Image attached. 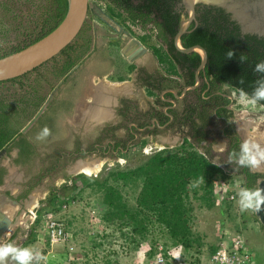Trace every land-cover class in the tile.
<instances>
[{
    "label": "trees",
    "instance_id": "obj_1",
    "mask_svg": "<svg viewBox=\"0 0 264 264\" xmlns=\"http://www.w3.org/2000/svg\"><path fill=\"white\" fill-rule=\"evenodd\" d=\"M12 1L11 4L8 2L3 5L14 14L12 20L17 18L14 8L19 9L27 5L36 6L38 15L29 19L24 26H20L23 31L17 33L10 48L1 50L0 58L20 51L46 36L61 22L67 10V0ZM104 2L107 3L106 12L110 18L121 19L123 25L127 23V26H138L146 30L147 34L141 37L142 41L152 38L156 41L159 47L152 45V53L160 64L167 66V72L177 76L180 70L185 84H193L194 71L200 57L197 53H179L173 46V36L182 18L175 9L176 0ZM197 13L199 14L198 11ZM196 20L197 26L191 23L189 32L180 37V44L184 48L199 45L205 49L207 61L204 78L211 88L227 86L238 94L241 89L250 94L255 87V81L261 76L253 71V67L257 62L264 60V40L251 35L241 36L238 27L228 21V16L220 9L206 7ZM147 25L150 26L149 29L145 28ZM1 27L3 37L6 38L9 28ZM85 30L82 28L70 45L46 63L21 77L0 82V89L9 90V87H15L13 92H0V151L5 149L7 153L11 147H18L20 155L26 151V143L20 129L47 97V94H41L44 87L38 78L50 92L55 84L72 70L89 50L90 38L85 36ZM230 49L234 50L235 55L229 59L226 53ZM241 54L247 57L244 63L239 60ZM48 64L50 66L47 68ZM31 74H34L36 79L29 82L28 77ZM202 75L201 72L199 76ZM257 104L264 107V101ZM202 140L203 138L196 142ZM145 144L143 140L138 147L143 148ZM3 174L4 169H0V182ZM229 177L220 167L211 163L207 156L198 152L193 143L183 140L174 148L151 152L141 164L132 169H112L101 179L86 178L80 174L72 176L69 178L70 185L66 182L59 188L51 189L46 200L50 204L59 197H71L72 193L79 190V181L83 186L95 187L102 191L101 204L104 209L100 220L106 226H116L120 234L132 245V249H137L140 242L148 240L152 227H158L165 231L172 245H179L184 251H188L201 246L200 236L196 235L191 227V200H199L203 207L212 209L217 202L213 183L217 180L225 181ZM244 177L242 187L255 188V180L261 175L249 173L246 168ZM197 181L201 182L193 187ZM125 187L135 190L134 205L125 201L120 191ZM218 205H226L229 209L226 200H221ZM262 229L264 230V227ZM214 250L215 247L211 246L209 255ZM152 253L153 251L149 252L148 256Z\"/></svg>",
    "mask_w": 264,
    "mask_h": 264
},
{
    "label": "flooded vegetation",
    "instance_id": "obj_2",
    "mask_svg": "<svg viewBox=\"0 0 264 264\" xmlns=\"http://www.w3.org/2000/svg\"><path fill=\"white\" fill-rule=\"evenodd\" d=\"M206 7L201 5L196 7L199 12L198 14L195 10L196 23V17ZM175 9L180 13L181 20L183 17L186 18L180 0H176ZM95 13L101 16L103 20L108 21L109 14L106 10L104 11L106 16L100 14L97 10ZM211 13L213 14V11ZM87 19L83 28L92 26V23L103 24L90 13ZM145 28H150V26L147 25ZM178 71L181 77L180 81L177 83L175 81L173 84L170 82L171 87H174L170 90H174L177 96H181L185 88L195 85V80L193 84H185L181 71ZM199 78L200 82L194 89L187 90L181 98H174L170 94L167 96V101L163 102L159 109L153 110L141 121H138L137 116H134L131 101L123 99L119 103V122L116 121L105 127L104 125L95 127L86 133L83 132L82 127L69 126L61 120L62 113L67 112V108L71 106V102L62 100L66 95L61 87L65 86L73 88V90L76 87L73 86V80L66 78L62 82L59 81L52 89V91L55 89L53 99L36 123L28 129V131L37 129V126L41 124V129L38 127L40 132L47 127L50 130V135L41 140L24 133L26 151L20 155L18 147H11L7 153L5 152L2 155L5 158L11 157L5 165L1 162L2 156L0 157V169H4V174L1 175L0 187L7 184L10 167L22 172L20 182L14 187L17 191L16 194H12L9 190L0 192L23 205L29 204V198H31L29 193L36 188L35 186L37 183L39 184L40 179L55 175L57 178H61V182H59V186L46 184V199H48L51 189L59 188L66 182L69 185L71 184L69 178L76 176L69 174L72 166L80 165L81 167L82 164L92 165L96 163L91 161L92 156L100 159L111 156L116 158L118 155L127 153L133 146H138L141 141L145 140V137L153 139L161 130L172 135L176 134L180 143L183 140L193 143L198 152L207 156L211 163L220 167L226 175L240 176L242 184H244L246 167H240L229 159L232 150L239 151V147L244 141V136L241 134V129L232 111L233 98L227 92V89L229 91L232 89L227 86L211 88L204 78V74ZM232 91L236 92L235 90ZM59 94H64V96L57 99ZM159 127H164V129ZM201 138H203L202 141L196 142ZM40 145L43 146L42 151L38 149ZM218 146H222L221 150H215ZM247 171L261 175L260 178L255 180L254 187H257L259 181L264 180V169L251 171L247 168ZM248 212L255 218L254 220L259 228L262 229L263 226L258 222L255 212Z\"/></svg>",
    "mask_w": 264,
    "mask_h": 264
},
{
    "label": "rangeland",
    "instance_id": "obj_3",
    "mask_svg": "<svg viewBox=\"0 0 264 264\" xmlns=\"http://www.w3.org/2000/svg\"><path fill=\"white\" fill-rule=\"evenodd\" d=\"M11 1L12 0H0V20L2 19V25L0 24V52L4 48L11 47L12 42H14V39L17 37V33L23 31L20 26H24V23L27 24L29 19L38 15V12L35 9L36 6L27 5L19 7V9L14 8V10L16 9L17 18L15 21L12 20L14 14H11V12L3 6L8 2L11 4ZM90 1H99L103 6L107 7V3L104 2V0ZM17 2L21 1L18 0ZM17 2L15 4L18 6ZM10 9L13 10L12 5H10ZM1 26H3L4 29L9 28L6 38L3 37L4 34L1 32ZM133 28L136 32L138 31L139 33L143 32L144 34H147L146 30H142L138 26H133ZM152 42L157 44L154 39ZM49 66L50 64L47 65V68ZM34 79H36L34 74H31L28 77L29 82H32ZM38 81L44 87L41 94L44 96L47 94L48 96L52 90L49 92L48 87L39 80V78ZM57 84L58 82L55 85ZM227 90L229 95L233 98L232 111L235 120L241 129V134L244 136V140L249 138V133L264 137V107L258 104H246L240 94L232 90L229 91V89ZM13 91H15V87H9V90L0 89V92H3L4 94ZM75 92L76 91L73 90V93ZM57 96L58 99L64 96V94H59ZM75 96L76 95H74V98ZM38 127L41 129V124L37 126V129ZM37 129L30 130L31 132L27 131L26 133H28L29 136L32 135L37 137L40 133V130L38 129L37 131ZM173 135L177 136L176 134ZM145 140L144 141L147 144L146 147L143 146V148H139L138 146H133L127 151V153L118 155L116 158L111 156L100 159L99 157L92 156L91 161L99 163L100 168L90 176H83L86 178L97 177L101 179L112 169H132L141 164L143 159L150 154L149 152H143L145 148L163 149L162 147L150 144L148 139ZM178 142L179 143L172 148L178 146L180 140ZM221 147L222 146H218L215 150H221ZM42 148L43 146H38V149L41 151L43 150ZM10 159V156L7 158L2 156L1 162L7 164ZM16 172L18 173V177H20L22 172L18 169ZM229 176L230 177L225 180L227 183L229 181L228 184H230L229 193L226 195L228 198L226 201L229 204V209H227L226 205H215L212 209H206L201 205L199 200H191L193 207L191 227L192 231L200 236L201 246L200 248L195 247L194 249L185 251L183 258L187 264H204L207 262L209 248L215 246L219 235L224 231L241 235L249 245L254 247L255 250L257 249L259 251L262 246L264 235L263 230L259 228V225L254 220L255 218H253L248 211L242 213L239 209L238 193L241 190L243 183L241 177L232 174ZM60 179L61 178H57L55 175L46 176L45 178L43 177L40 179L39 184L37 183L35 186L36 188L34 187L35 189L29 193L32 202L29 203L28 207H24L19 214L24 215L25 219L28 220L26 224L27 228L25 230L26 233L31 232L30 234H32V237L29 238L28 246L40 251L46 257V260L40 261L39 264H107L108 262L109 264H146L148 253L151 251L154 252L158 244H161L162 246H174L170 243L168 235L163 229L152 227L150 229L148 240L140 242L137 249H132V245L120 234L116 226H106L100 220L104 209V206L101 204L103 196L102 191L95 187L83 186L79 181H77L79 190L72 193L71 197H68L69 199L73 198L74 203L70 204L65 212L60 213L59 215L66 226L67 238L63 243L51 246L47 240L42 222L37 219L34 222L32 220L30 223L29 220H31L32 213L35 212L37 208L45 204L47 205L46 184L59 186V182H61ZM19 182L20 178L16 179L14 177V179H9L6 182L7 184L3 187L9 188V191L12 194H16L17 191L14 187ZM120 191L125 198V201L130 205H134V198L136 195L135 190L130 187H125L120 189ZM230 195L234 197L233 200L229 199ZM41 201L42 203H40ZM7 264H15V262L9 259ZM33 264H36V262L34 261Z\"/></svg>",
    "mask_w": 264,
    "mask_h": 264
},
{
    "label": "crops",
    "instance_id": "obj_4",
    "mask_svg": "<svg viewBox=\"0 0 264 264\" xmlns=\"http://www.w3.org/2000/svg\"><path fill=\"white\" fill-rule=\"evenodd\" d=\"M93 2L105 11L106 7L99 1ZM113 20L142 43L148 51L139 52L138 47L128 43L126 38L120 41L118 34L105 24L97 22L85 28V36L90 38L89 50L72 70L60 79V82L66 78L73 80V86L76 87L75 93L73 88L61 87L63 92H66V97L62 100L71 102L68 111L62 113L61 120L69 126L82 127L84 133L95 127L103 125L105 127L116 121L119 122V103L123 99L131 101L134 116L141 121L167 101V96L171 94L170 89L174 88L170 84L175 81L177 83L181 78L179 71L177 76L167 72V66L160 64L153 55L151 50L155 43L152 42L153 38L142 41L141 37L145 35L143 32H136L133 26H127V23L123 25L121 20ZM110 25L114 27L113 24ZM130 58L132 59L129 60ZM145 139H148L150 144L162 148H172L179 143L177 136L164 130L159 131L153 139L149 137ZM16 170L14 167L9 168L7 181L14 177L21 179L22 174L18 177ZM4 190L10 189L0 187V191ZM15 219L3 242L29 247L28 242L32 234L25 231L28 220L24 215H18ZM30 219L31 223L32 218ZM249 246L255 253L256 263L262 264L264 235L259 251Z\"/></svg>",
    "mask_w": 264,
    "mask_h": 264
},
{
    "label": "water",
    "instance_id": "obj_5",
    "mask_svg": "<svg viewBox=\"0 0 264 264\" xmlns=\"http://www.w3.org/2000/svg\"><path fill=\"white\" fill-rule=\"evenodd\" d=\"M186 18L180 22V25L173 36V46L175 50L182 54L197 53L200 57L198 66L194 71L195 85L187 87L183 90L181 96H177L174 90H170L174 98H181L189 89H194L200 82L199 74H204V68L207 61V53L204 48L199 45L184 48L180 44V37L188 33V28L192 22H195V10L197 6H207L220 9L228 16L230 22L234 23L241 35H251L264 40V0H180ZM97 10L100 14L104 11L94 2L90 0H67L66 14L61 22L46 36L38 41L28 45L20 51L13 52L7 56L0 58V82L8 81L21 77L35 68L46 63L53 57L57 56L64 48L70 45L80 33L88 18V14H92L100 22L113 29L119 36V40L128 39V43L138 47L139 52H147V48L137 39L132 37L128 32L108 17V21L103 20L101 16L95 13ZM105 15V14H104ZM106 16V15H105ZM111 24L116 27H112ZM130 58L129 60H131ZM55 91V89L53 90ZM53 91L47 96L43 104L36 113L27 121L20 129V134H24L28 129L36 123L39 117L53 99ZM174 105V102L172 101ZM164 129V127H159ZM5 153V149L0 151V157ZM80 165H74L69 171L70 175L79 174ZM264 188V180L258 182V185ZM32 202V199L29 198ZM29 204H22L0 192V241H4V237L8 230L14 224L15 218L20 214L24 207ZM264 209V206H262ZM258 222L264 227V210L255 213Z\"/></svg>",
    "mask_w": 264,
    "mask_h": 264
},
{
    "label": "built area",
    "instance_id": "obj_6",
    "mask_svg": "<svg viewBox=\"0 0 264 264\" xmlns=\"http://www.w3.org/2000/svg\"><path fill=\"white\" fill-rule=\"evenodd\" d=\"M153 45L158 47V44L154 43ZM157 150L160 149L145 148L143 152L151 153ZM213 188L217 196L216 205L221 200H228L226 195L229 193L230 184L224 180H217L213 183ZM229 199L233 200L234 197L230 195ZM73 200V198L59 197L50 204L40 206L32 213L33 222L37 219L42 222L51 246L61 244L67 238L66 226L59 215L74 203ZM214 247V252L209 255L204 264H257L255 253L247 241L237 233L222 232ZM184 253V249L179 245L172 247L158 244L156 250L146 259V264H187L183 258Z\"/></svg>",
    "mask_w": 264,
    "mask_h": 264
},
{
    "label": "clouds",
    "instance_id": "obj_7",
    "mask_svg": "<svg viewBox=\"0 0 264 264\" xmlns=\"http://www.w3.org/2000/svg\"><path fill=\"white\" fill-rule=\"evenodd\" d=\"M235 55L234 50H228L227 58H232ZM247 57L240 55L241 63L246 61ZM253 71L260 73L261 76L255 81V87L249 94L243 89L240 90V96L246 104L256 105L260 101H264V60L255 64ZM243 83V80L240 81ZM50 135V130L45 127L38 134L37 139H44ZM240 145L239 151L232 150L230 153V161H234L240 167H246L251 171H258L264 169V137H260L254 133L248 134ZM226 147V146H225ZM201 181L193 184V187ZM238 205L240 211H253L259 213L264 206V188L259 186L255 188H241L238 193ZM11 259L15 264H39L40 261L46 260V257L38 250L31 247H20L12 242L0 241V264H7Z\"/></svg>",
    "mask_w": 264,
    "mask_h": 264
},
{
    "label": "bare ground",
    "instance_id": "obj_8",
    "mask_svg": "<svg viewBox=\"0 0 264 264\" xmlns=\"http://www.w3.org/2000/svg\"><path fill=\"white\" fill-rule=\"evenodd\" d=\"M89 162V161H88ZM90 163V162H89ZM85 164V163H84ZM100 168V164L99 163H94L92 165L88 164V165H81L80 167V173L86 175V176H90L92 175L94 172H97Z\"/></svg>",
    "mask_w": 264,
    "mask_h": 264
}]
</instances>
